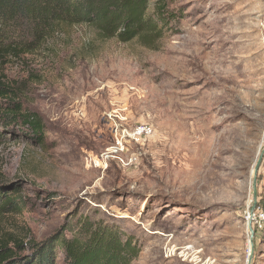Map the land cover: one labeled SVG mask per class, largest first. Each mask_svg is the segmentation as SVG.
Listing matches in <instances>:
<instances>
[{
    "label": "rangeland",
    "instance_id": "1",
    "mask_svg": "<svg viewBox=\"0 0 264 264\" xmlns=\"http://www.w3.org/2000/svg\"><path fill=\"white\" fill-rule=\"evenodd\" d=\"M170 8L155 49L59 24L0 60L45 124L36 141L0 121V186L29 199L0 238L39 243L89 217L137 240L131 264H264V0Z\"/></svg>",
    "mask_w": 264,
    "mask_h": 264
},
{
    "label": "trees",
    "instance_id": "2",
    "mask_svg": "<svg viewBox=\"0 0 264 264\" xmlns=\"http://www.w3.org/2000/svg\"><path fill=\"white\" fill-rule=\"evenodd\" d=\"M152 1L0 0V60L33 53L59 24L87 25L101 38L116 37L122 42L138 39L155 49L171 21L179 16L170 8L172 0ZM0 121L19 126L25 131L17 132L32 140L40 141L45 136L42 118L24 110L18 94L1 74ZM21 194L19 185L12 190L0 186V215L21 212L29 201ZM75 222L76 227L66 224L60 234L39 243L0 238V264H54L57 248L64 264H131L138 257L137 240L115 226L89 217Z\"/></svg>",
    "mask_w": 264,
    "mask_h": 264
},
{
    "label": "water",
    "instance_id": "3",
    "mask_svg": "<svg viewBox=\"0 0 264 264\" xmlns=\"http://www.w3.org/2000/svg\"><path fill=\"white\" fill-rule=\"evenodd\" d=\"M261 161H262V158H260L259 159V161H258V163H257V165H256V167H255V181H256V177H257V173H258V171H259V167H260V165H261ZM254 209L255 208H252V212L254 211ZM251 221L249 222V232H250V235H251V239L254 237V230H253V228H252V225H251ZM250 261H251V259L249 260V264H250Z\"/></svg>",
    "mask_w": 264,
    "mask_h": 264
},
{
    "label": "built area",
    "instance_id": "4",
    "mask_svg": "<svg viewBox=\"0 0 264 264\" xmlns=\"http://www.w3.org/2000/svg\"><path fill=\"white\" fill-rule=\"evenodd\" d=\"M260 27H261V31H262V39L264 40V16L263 18L260 20ZM254 216V215H253Z\"/></svg>",
    "mask_w": 264,
    "mask_h": 264
},
{
    "label": "bare ground",
    "instance_id": "5",
    "mask_svg": "<svg viewBox=\"0 0 264 264\" xmlns=\"http://www.w3.org/2000/svg\"><path fill=\"white\" fill-rule=\"evenodd\" d=\"M248 224H249V222H248ZM251 225H252V227H254V225L251 223ZM251 237V236H250Z\"/></svg>",
    "mask_w": 264,
    "mask_h": 264
}]
</instances>
